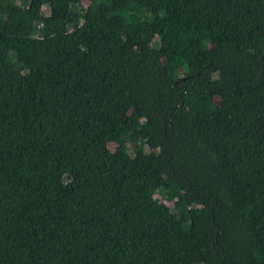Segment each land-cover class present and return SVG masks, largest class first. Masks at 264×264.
Wrapping results in <instances>:
<instances>
[{
	"label": "trees",
	"instance_id": "obj_1",
	"mask_svg": "<svg viewBox=\"0 0 264 264\" xmlns=\"http://www.w3.org/2000/svg\"><path fill=\"white\" fill-rule=\"evenodd\" d=\"M0 264H264V0H0Z\"/></svg>",
	"mask_w": 264,
	"mask_h": 264
},
{
	"label": "rangeland",
	"instance_id": "obj_2",
	"mask_svg": "<svg viewBox=\"0 0 264 264\" xmlns=\"http://www.w3.org/2000/svg\"><path fill=\"white\" fill-rule=\"evenodd\" d=\"M45 11L47 12V8H45ZM111 148L113 149V148H114V146L112 145V146H111Z\"/></svg>",
	"mask_w": 264,
	"mask_h": 264
}]
</instances>
